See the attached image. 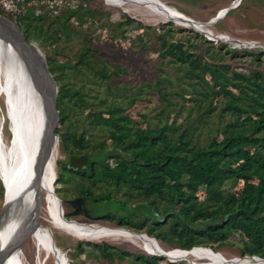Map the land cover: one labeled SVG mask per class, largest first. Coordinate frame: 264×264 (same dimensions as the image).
<instances>
[{"label": "trees", "instance_id": "1", "mask_svg": "<svg viewBox=\"0 0 264 264\" xmlns=\"http://www.w3.org/2000/svg\"><path fill=\"white\" fill-rule=\"evenodd\" d=\"M57 1L20 0L18 13L1 7L0 14L40 43L58 85L55 132L68 150L59 164L69 176L58 172L54 189L64 200L60 188L72 182L73 199L89 203L88 215L72 207L65 218L104 220L171 248L216 251L237 241L242 257L264 259V46L214 44L171 21L112 22L105 0ZM96 27L154 51L149 81L114 82L128 69L99 55ZM63 42L74 54L60 63ZM82 255L98 264H183L106 241H78L70 264Z\"/></svg>", "mask_w": 264, "mask_h": 264}, {"label": "bare ground", "instance_id": "2", "mask_svg": "<svg viewBox=\"0 0 264 264\" xmlns=\"http://www.w3.org/2000/svg\"><path fill=\"white\" fill-rule=\"evenodd\" d=\"M110 3L136 2L146 10L163 20H183V15L169 9L161 0H106ZM238 1V0H237ZM236 1V2H237ZM186 21V20H185ZM4 95L5 114L0 109V124L6 117L12 129L7 144L0 130V175L5 183L8 209L0 218V246L4 247L23 235L25 228L31 231L35 244V264H45L52 255L56 264H67V256L57 248L54 234L42 223L46 221L52 228L79 239L99 240L101 238L130 241L135 248L146 253H159L160 243L146 233L126 230L122 227H110L97 222L68 220L62 201L54 189L56 182V145L52 157L40 171L42 181L38 185L48 192L47 204L34 206L35 189L32 174L35 155L40 144L44 117L40 95L34 87L21 58L12 45L0 37V95ZM1 104V103H0ZM58 143V142H57ZM21 235V236H20ZM193 250V249H192ZM25 250L19 246L2 264H25L21 260ZM161 255H164L160 253ZM178 258L191 257L195 260H207L205 264H227L228 260L210 249L195 247L192 252L175 251ZM237 257V256H236ZM174 259V258H173ZM183 260V259H182ZM237 264H251L248 261L234 259ZM260 261L259 259H256ZM262 262V261H260ZM27 264V263H26Z\"/></svg>", "mask_w": 264, "mask_h": 264}, {"label": "rangeland", "instance_id": "3", "mask_svg": "<svg viewBox=\"0 0 264 264\" xmlns=\"http://www.w3.org/2000/svg\"><path fill=\"white\" fill-rule=\"evenodd\" d=\"M61 1L62 0H58L57 2L61 3ZM161 1H163L169 9L179 14H182L184 16L183 20L174 21V20L160 19L156 15H153L152 13L148 12L146 10V7L136 2L111 4L106 1V3H108L107 7L111 8L112 10V14H113L111 17L112 22L117 21L123 16L133 17L136 20L142 21L143 23L147 25H152L154 27H157L161 23H166L168 21H171L174 23L175 26L179 28L191 29L198 32L199 34L203 35L204 37L209 39L210 42L214 44L229 43L230 41H233L239 44L241 42H245L253 46L255 45L264 46V0H244V2L242 3V5H240V7L232 11H230L229 8L232 6L233 8L236 7L239 4L238 3L239 0L238 1L237 0H161ZM1 7H2V0H0V11H1ZM128 34L131 37L135 36V32L133 31L128 32ZM177 35L179 36L180 34ZM93 37L95 38L93 47L98 50L99 55L102 56V58L109 60V62L111 63L109 65H120L128 69V74H123L122 78L116 79L114 82L130 83L131 85H136L142 82L143 80L148 79L149 81V77H151L154 74L153 73L155 68L154 64L148 62L149 61L148 59L155 57L156 54L154 53V51L149 53L146 51H141L137 48H132V45L130 44L131 43L130 40H125L122 42L111 40L109 37L108 29L96 27V31L93 33ZM216 37L220 39H217ZM33 42L37 43L46 55V52L41 47L40 43L34 40ZM61 44L65 45L66 47L65 49L66 55L59 56L58 62L63 63L66 62L68 58H71L73 56L74 50H71L70 46L68 44H65L64 42ZM233 64L235 66L236 65L239 66L237 62ZM76 81L77 80L74 79L75 83ZM96 81L100 83V89L101 91H103V89H105L106 83L101 82L100 79H97ZM0 103H1L0 109H2L3 113L5 114L6 112L4 108H6V104L4 101L3 94L0 95ZM140 108H143V104L140 105ZM143 110L146 111L145 109ZM4 119H6V117ZM2 132L4 139L8 144L11 138L10 121L8 119H6L3 123ZM57 147L59 152L56 159V173L58 172L65 173V175H67L68 177L69 173L64 170L63 166L60 167L59 164V161L66 159L68 156L67 147L62 142L60 137H58ZM32 179H33V186L35 189L34 206L39 209L40 204L43 205L47 204L48 192L45 189H41L40 187H38V185L42 181L40 172L33 173L31 180ZM73 189H74V185L72 184V182H67L63 185V187L60 188V193L64 200L62 201L59 195L58 197L62 201V204L64 203L63 206H65L64 207L65 212H73L72 206H70V204L66 202L69 199H73V197L75 196V193L73 194L72 191ZM64 192L67 193L68 197H66V194ZM3 202H4V196L0 194V213L3 208ZM88 204H89L88 202H84L83 205L86 208H88ZM76 218H78L76 220H80V221L86 220V218H84L83 216H79ZM85 222H92V221L87 220ZM93 222L111 225L105 222L104 220H97ZM42 223L45 225V227L48 230L53 232L57 245L67 255L68 264H70L69 258L71 256V253L73 252L76 243L80 240L82 241H86V240L79 239L69 234L58 231L52 228L51 226H49V224L44 220H42ZM27 231L28 229L24 230L23 235ZM89 241H93V242L106 241L107 243L116 245L123 250H128L133 253H139V254L161 255L160 253H162L165 254V256H169V259L167 258L168 261H175L183 264H205L208 262L207 260H195L188 256L185 258L177 259L174 256L175 251H184V250H181L179 248H171L170 246L159 240L157 241L160 243L161 251L157 254L146 253L140 249H137L130 241L124 238H119V239L101 238L99 240H89ZM240 247L241 244L239 242L233 241L219 247L216 251L207 247H199V248L210 249L216 254L221 255L222 258L224 257H225L224 259L227 258L226 260L229 261V263L227 264H237V262H234L235 258H238L240 260H245L248 262L251 261L250 262L251 264L260 263V261L256 259L254 260V259L242 257L240 253ZM23 248L25 250V253L24 255L21 256L22 262L25 264L26 263L35 264L36 263L35 244H34V238L31 235V233L23 243ZM193 250L185 251V252L189 253L192 252ZM54 257L55 256L52 255L50 258H48V261H46L45 264H55ZM78 261L80 264H96V263L98 264V262L94 261L91 257H85L84 255H82L78 259ZM114 264H124V263L120 261H115Z\"/></svg>", "mask_w": 264, "mask_h": 264}, {"label": "water", "instance_id": "4", "mask_svg": "<svg viewBox=\"0 0 264 264\" xmlns=\"http://www.w3.org/2000/svg\"><path fill=\"white\" fill-rule=\"evenodd\" d=\"M240 1L241 0H239V2ZM231 8H233V6L230 7L229 10ZM0 37H2V39H4L6 42L10 43L15 49L17 55L21 58L25 69L27 70V73L33 82L34 87L37 89L40 95L41 109L44 117V128L41 131L42 135L39 141L40 144L33 163V171L40 172L49 163L52 157V153L58 142V135L55 132L60 118L57 106L58 85L49 69L46 55L40 48V46L33 41L28 42L19 25L1 14ZM4 121L5 119L3 118V121L0 124L1 132L3 129ZM10 130L12 133L11 127ZM0 180L5 189L6 186L1 175ZM67 203H69L73 208L82 209L85 214H89L88 208L83 205V198L77 197L74 199H69L67 200ZM7 209L8 203L6 200V192H4V202L2 211L0 213V218L3 213L7 211ZM35 224H37V221ZM35 224H33L32 227H30L24 235L18 237L17 239H14L12 243L5 245L4 247L0 246V264H2L8 256H10L14 249L21 246L25 242L31 231L35 228ZM181 250L191 251L192 249ZM162 256H165V254ZM165 257L169 259V256ZM246 258L255 259L254 256ZM256 258L262 261L264 260L263 258L257 256Z\"/></svg>", "mask_w": 264, "mask_h": 264}, {"label": "built area", "instance_id": "5", "mask_svg": "<svg viewBox=\"0 0 264 264\" xmlns=\"http://www.w3.org/2000/svg\"><path fill=\"white\" fill-rule=\"evenodd\" d=\"M19 1L20 0H2V8L6 11H11V12H15V13H18L20 11V8H19ZM210 38V37H209ZM212 38V37H211ZM217 39H220L218 37H216ZM214 39V38H213ZM226 41H229V40H226ZM246 258V257H245ZM255 259L256 256H254ZM254 259V260H255ZM260 260V259H259ZM262 261V260H260ZM259 264H264V260L262 262H260Z\"/></svg>", "mask_w": 264, "mask_h": 264}]
</instances>
